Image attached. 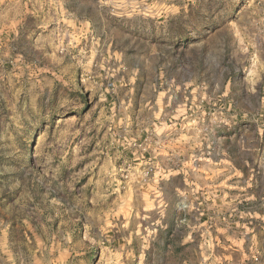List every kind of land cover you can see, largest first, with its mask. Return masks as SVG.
<instances>
[{"label":"rangeland","instance_id":"obj_1","mask_svg":"<svg viewBox=\"0 0 264 264\" xmlns=\"http://www.w3.org/2000/svg\"><path fill=\"white\" fill-rule=\"evenodd\" d=\"M0 264H264V0H0Z\"/></svg>","mask_w":264,"mask_h":264}]
</instances>
